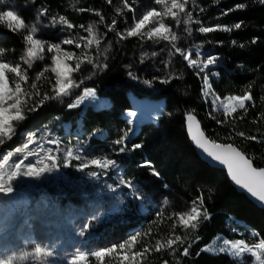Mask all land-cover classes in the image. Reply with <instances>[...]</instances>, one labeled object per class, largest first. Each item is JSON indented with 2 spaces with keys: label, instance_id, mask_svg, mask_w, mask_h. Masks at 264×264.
Here are the masks:
<instances>
[{
  "label": "trees",
  "instance_id": "trees-1",
  "mask_svg": "<svg viewBox=\"0 0 264 264\" xmlns=\"http://www.w3.org/2000/svg\"><path fill=\"white\" fill-rule=\"evenodd\" d=\"M165 2L168 4V0ZM124 3L125 0H111V3L109 0H5V4L0 5V10L16 11L26 24L17 32L0 24V57L13 66L20 64L29 78L27 84L22 82V87L29 93H40L28 101L29 106L41 100L44 94L54 95L56 78L51 71L54 54L47 51L49 43H61L63 50H71L81 59L87 52L96 61L95 66L85 63L80 72L72 74L80 86L73 88L71 95L48 100L36 111L26 109V119L19 124L13 138L1 146L0 155L21 147L29 133L43 129V132L64 135V141L75 138L83 149V158L88 161L111 159L115 162L108 170L93 166L90 170L97 175L92 178L85 172L59 168L53 170L55 176L51 180L34 188L19 184L21 189L18 190H23L29 206L19 204L17 208L20 212L25 209L30 212L16 217L15 226L22 220L35 218L38 212L46 220L59 221L52 227V238H62L60 250L63 251L78 247L79 253L90 255L141 233L135 250H142L145 245L153 249L144 264H165V261L167 264H235L226 253L200 250L210 247L217 238L230 242L243 239L249 246L258 243L264 238V209L239 194L224 172L210 167L198 157L187 137L184 115L196 116L210 140L232 143L253 158L254 166L264 167V99H261L264 97V5L259 0H219V3L188 0L186 11H191L193 21L200 23L184 25V13L174 10L180 19L179 26L170 15L164 17V22L178 37L175 42H170L156 38L149 40L147 36H126L121 40L116 32L125 33L133 27L134 16L139 18L152 9L164 12V5L156 4L155 0H127L132 11L125 8ZM240 3L246 7L228 11ZM225 11H228L227 15L222 14ZM41 12L45 14L41 16ZM60 16L75 27L68 29L59 20ZM113 21H116L115 30L109 31L108 26ZM238 22H243L241 29L233 28L227 33L202 34L198 31L200 26L231 27ZM89 24L95 25L101 44L99 48L93 44L85 50L86 40L79 38L87 37ZM31 25L38 30L37 38L45 42L41 53L44 59L35 60L33 67L28 68L21 55L25 49L23 37ZM151 27L152 24L148 25ZM185 28H191V34ZM70 37L81 43V48L62 43ZM233 39L237 41L235 46L231 43ZM253 39L257 43L252 44ZM173 43L185 53L196 49L217 57L219 64L214 69L217 78L210 81L211 91L221 99L249 92L253 100L246 104L247 112L239 109L227 121L223 113H214L202 96V76L187 67ZM68 63L74 67L76 58ZM40 72L43 75L36 80ZM164 79L169 82L161 83ZM145 80L151 84L146 85ZM33 82L37 85L36 90L31 88ZM84 89H93L99 98L108 100V105L102 109L69 108L68 104L74 102ZM129 94L163 100L158 120L142 123L134 131L125 116L131 110ZM218 120L224 122L218 123ZM65 124L69 125V135L63 130ZM125 130L129 132L126 144L129 150L121 153L120 146L114 141ZM237 132L257 139H245L236 135ZM136 143L142 147L131 150ZM145 161L156 169L158 177L151 175L150 168L140 167ZM121 179L131 181V187L120 184ZM138 195L140 199L136 198ZM194 202L202 212L199 227L185 231L175 214L190 213ZM61 208H67L68 214L60 215L58 209ZM203 210L207 211L209 219H203ZM149 231L151 235H143ZM174 235H180L182 242L171 248L165 246L160 252L154 250L157 239L166 241ZM197 236L199 240H196ZM189 245V255L183 256L184 248ZM244 260L252 264L249 258ZM90 264H96L94 259ZM107 264L113 263L108 260Z\"/></svg>",
  "mask_w": 264,
  "mask_h": 264
},
{
  "label": "snow or ice",
  "instance_id": "snow-or-ice-1",
  "mask_svg": "<svg viewBox=\"0 0 264 264\" xmlns=\"http://www.w3.org/2000/svg\"><path fill=\"white\" fill-rule=\"evenodd\" d=\"M213 2L219 3V0H213ZM109 3H111V0H109ZM155 3L158 5H164L163 13L157 11L156 9H152L146 11L139 18L134 16V26L126 29L125 33L117 31L116 35L121 40L125 39L126 36H140L141 38L147 36L149 40L156 38L163 41L175 42L178 39L177 35L172 32L170 25L164 22V17L170 15L176 21L177 26H179L180 19L177 16V11L173 10H178L179 13H184V25H188L190 22L200 23L198 20L193 21V13L191 11H186L185 6L188 3V0H183V2H179V0H171L170 7L165 2V0H155ZM259 3L264 5V0H259ZM3 4H5V0H0V5ZM124 7L128 8L129 11H132L127 3V0H125ZM245 7L246 4L240 3L236 4L234 9H229L228 11L244 9ZM81 11H84V9H81ZM228 11H225L222 14L227 15ZM44 14L45 12L40 13L41 16ZM96 15H100V13L96 12ZM101 19H103V17H101ZM59 20L65 24L68 29H73L75 27L72 23L66 20L64 16H60ZM0 24H5L7 28L13 32H17L18 30L26 27L25 21L20 18L17 12L13 9L0 10ZM150 24H155L156 26L148 28V25ZM242 24L243 22H238L231 27L222 25L208 27L200 26L198 31L202 34L212 33L215 31L227 33L231 32L233 28L241 29ZM115 25L116 21H113L112 25L108 26V30L114 31ZM146 28H148L147 31H145ZM28 29V34L24 35L23 37L25 49L22 60L23 63L28 66V68H32L35 60L44 59L41 53L43 52L45 42L42 39L37 38L36 34L38 30L34 25L28 26ZM86 31L87 37L80 36L79 38L80 40H86V43L83 45L84 49H90L93 44L99 48L101 44V38L98 36L95 30V25L89 24ZM185 31L191 34L192 29L185 28ZM62 43L64 45L74 44L75 48H81V43L76 42L74 38L71 37L64 39ZM218 43H222V41ZM231 43L235 46L237 41L233 39ZM251 43H257L256 39H253ZM173 47L175 48L176 52L181 54L183 60L187 62V67L193 69L197 75L200 73H205L206 69L217 62V57L215 56H208L201 60V56L203 54L199 50L195 52V58H193V53L183 52L180 48L176 47L175 43H173ZM240 47L243 48L244 45L241 44ZM47 51L48 53H55L51 57L52 64L54 65L51 71L55 74L56 78L53 87L54 95L50 96L48 94H44L41 100L33 103L31 106H29L28 101L32 100L36 96H39L40 93L38 91L29 93L26 88L22 87V82L27 84L29 78L25 72L21 70V65L16 64L13 66L6 61H0V145H3L7 140H11L16 134V129L19 124L26 119V109L27 111H36L48 100H59L63 97L71 95V90L80 86V84L73 79L72 74L74 72H80L82 70V65L85 63L87 65L93 66H95L96 63L93 57L87 55V52L83 54V59H81L71 50H62L61 43H49L47 46ZM152 55H155V53ZM74 57L76 58V63L73 67L69 65L68 61L73 60ZM44 71H47V68H45ZM8 73H14L17 78L13 82L14 87L9 82L8 76L6 75ZM42 75L43 72L37 73L35 79L39 80ZM211 75L215 76L216 73H211ZM202 79L203 95L208 96L211 93L213 97L212 111L218 112L222 110L225 121H227V119L231 117L233 113L237 112L238 109H242L247 112L246 102L253 100V97L249 94V92H245L243 95L227 96L221 100L220 97L216 96L215 93L211 91L208 74H205ZM160 82L168 83L169 80L164 79ZM144 83L146 85H150L151 81L145 80ZM31 88L36 90V83L33 82L31 84ZM94 97L95 92L93 89H84L83 93L80 94L74 102H70L68 104V107L75 108L85 99ZM261 99H264V97H261ZM128 115L129 117H134L136 113L129 112ZM217 122L223 123L224 121L218 120ZM255 122L256 121L254 120L253 123ZM128 124H132L131 119L128 120ZM193 124L196 125L195 133H193ZM186 126L189 135L196 146L199 149H202L203 152L206 153L207 156L212 160L218 161L220 164L225 165L227 167L228 175L235 182V184L240 186L241 189L246 190V192L249 193L251 197H254L257 201L264 205V167L258 168L254 166L253 158L248 157L234 144L216 143L210 140L206 136L205 132L201 130L200 125L196 121L193 114L186 115ZM236 135L245 137V139H257L255 136L247 137L243 132H237ZM128 137L129 132L125 130L123 135L114 141L116 145L120 146L119 152L124 153L129 150L126 147ZM48 143L55 145L57 149L60 147L59 142L56 140L49 139ZM33 144H37L36 133H29L27 140L25 143H23L22 147H17L14 151H8L7 153L0 156V195L9 196L13 194L14 183L20 177L39 179L46 172H51L56 169L58 159L57 156L52 155L51 151L49 150L41 157L39 151L30 148V145ZM37 147H41L42 149V145L40 144H37ZM141 147V144L136 143L132 145L131 150L140 149ZM17 154H22L21 158L18 160L13 159V157ZM31 156L38 157L37 164L40 166L30 162L27 164L25 163V161L29 160V157ZM70 160H81V157L76 154L71 147L66 149V155L63 157V166L65 168L70 166ZM49 161L51 162L50 164L47 163ZM114 163L115 162L111 159H92L90 161H83L80 164L79 170L83 171L90 165L97 169L108 170L114 166ZM140 167H148L151 169L152 176H159V173L148 161H145L140 165ZM90 175L96 176L97 173L92 172ZM119 183L128 187H131L132 185L131 181H126L124 179H121ZM136 198L140 199L141 197L138 195ZM201 214V208L195 206L194 202V206L191 208L190 213H179L175 215H177L182 228L187 231L189 228L195 230L199 227V218L201 217ZM159 215H162V213ZM203 219H209L206 210H203ZM172 227L175 229L176 224L173 223ZM81 235H83V231L81 232ZM141 235V233L133 234L127 241L122 242L119 245H114L107 249L94 251L90 255L83 252L78 253L73 256V258L69 261V264H90L93 259L96 264H107L109 259L118 262V264H144L146 257L153 251V249L148 245H145L142 250H135V246L139 243V238ZM143 235H151V232L149 231ZM252 235L256 236V233H252ZM196 240H199V236L196 237ZM177 242H182V237L180 235H174V238H168L166 241L157 239L154 250L156 252H160L165 246L171 248ZM190 247L191 245H189L187 248H184L182 253L183 256L189 255ZM226 249L235 261V264H247V261L242 259L246 253H250L251 256L255 258L253 264H264V238L260 239L258 243H254L252 246H249L243 239L236 240L234 242L225 240L223 247H219L218 249H210L206 246L200 251L218 250L220 252H225ZM199 254L200 253L198 252L197 255ZM52 255V251L42 247L39 244H36L32 252H23L19 255L12 254L0 258V264H14V261H24L28 257L48 258ZM165 264H167V261H165Z\"/></svg>",
  "mask_w": 264,
  "mask_h": 264
},
{
  "label": "rangeland",
  "instance_id": "rangeland-1",
  "mask_svg": "<svg viewBox=\"0 0 264 264\" xmlns=\"http://www.w3.org/2000/svg\"><path fill=\"white\" fill-rule=\"evenodd\" d=\"M171 0H168V6H171ZM183 2V0H182ZM174 11V10H173ZM153 27L156 26L152 24ZM68 46V45H66ZM63 50V49H62ZM197 50H191L189 52L193 53V58H195L194 54ZM202 53V52H201ZM55 54V53H53ZM203 54V53H202ZM24 57V52L21 55V59ZM208 57L206 54L201 56V60ZM0 61H3L0 57ZM23 61V60H22ZM71 61V60H70ZM69 62V61H68ZM186 62V61H185ZM10 64V62H8ZM187 63V62H186ZM219 64V60L213 65H211L208 69L205 70V73H200L202 77L205 74H208L209 83L211 79L217 78V74L215 76L211 75V73H216L214 71L215 67ZM11 65V64H10ZM54 67V65H52ZM191 69V68H190ZM193 70V69H192ZM8 76L10 84L14 87V81L17 79L14 73L6 74ZM202 86H203V79H202ZM83 93V92H82ZM81 93V94H82ZM202 96L204 101L211 107L212 110V100L213 97L211 93L208 96H204L202 92ZM129 101L131 104V110L125 113L127 120H132V128L135 129L142 123L148 122H156L163 110V100H149L147 98H138L133 94H129ZM222 100V99H221ZM248 102H246L247 104ZM108 105V100L99 98L96 93L94 98L85 99L81 104H79L75 108L85 109L87 107H92L94 109H102ZM239 110V109H238ZM129 112H135L136 115L134 117H129ZM214 113H223L222 110ZM63 130L66 135H69V125L65 124L63 126ZM64 135H57L52 134L51 132H43L41 129L38 133H36V141L37 144L42 145L41 147H37V144L30 145V148L39 151L41 157L46 154L49 150L51 151L52 155L57 156V165L55 170H59V168H65L63 166V157L66 155V149L71 147L72 150L81 157V160H70L69 167L67 169H73L78 172H85L87 176L92 178L93 176L90 173L94 172L90 170L93 166H89L88 168L84 169L83 171L79 170L80 164L83 161H88L87 159L83 158V149L79 143L76 142L75 138H70L67 141L62 139ZM65 137V136H64ZM56 140L59 142V149L51 143H48V140ZM2 145H0L1 148ZM22 147V146H21ZM2 156V155H0ZM22 154H17L13 157V159L18 160L21 158ZM37 156L29 157V160L25 161V163H32L37 164ZM47 163H51L50 161ZM37 166H40L37 164ZM54 172H46L43 176L39 179H32L28 177H20L14 183V192L9 196L0 195V258H3L7 255L16 254L19 255L23 252H32L34 246L36 244L41 245L44 248L52 251L53 255L48 258L40 257H28L24 261H14V264H69V261L73 258L74 255L78 254V247L75 249H67V250H60V245L62 242L61 237H54L52 238L53 229L52 227L59 223L58 220L55 219H48L42 216L40 213L36 212L35 218L32 219H25L19 222L17 227L15 226V219L16 217H21L22 215L28 214L30 211L29 209H25L24 212H20L18 210L19 204H25L26 207L29 206V202L27 201V196L24 194L23 190L19 188V184H25L27 187H36L39 184H43L46 181L51 180L54 177ZM29 185V186H28ZM33 185V186H32ZM18 187V188H17ZM60 215H67L68 209L61 208L58 209ZM35 219V220H33ZM46 223L42 226L41 223ZM225 239L217 238L210 247V249H218L219 247L224 246ZM228 241V240H227ZM230 242V241H229ZM209 253H226L230 256L228 250L226 249L225 252H220L218 250L214 251H207ZM249 258L253 264L254 257L251 256L250 253H246L242 259ZM111 263H117L111 259H109Z\"/></svg>",
  "mask_w": 264,
  "mask_h": 264
},
{
  "label": "water",
  "instance_id": "water-1",
  "mask_svg": "<svg viewBox=\"0 0 264 264\" xmlns=\"http://www.w3.org/2000/svg\"><path fill=\"white\" fill-rule=\"evenodd\" d=\"M186 115H184V126H185V130H186V134L187 137L189 139V142L191 144V146L193 147L195 153L198 155V157L205 162L207 165H209L210 167L220 170L222 172L225 173L227 179L229 180L231 186L239 193L244 195L250 202H252L255 206H257L260 209H264V205L261 204V202L257 201L254 197H251V195L249 193L246 192V190H243L240 188V186L236 185L235 182L231 179V177L228 175V171H227V167L225 165L220 164L218 161H214L212 160L210 157L207 156L206 153L203 152L202 149H199L196 144L194 143V141L191 139L187 126H186ZM196 121L199 123L201 130L202 129V125L199 122V120L197 119V117L195 116ZM196 132V125L193 124V133Z\"/></svg>",
  "mask_w": 264,
  "mask_h": 264
}]
</instances>
